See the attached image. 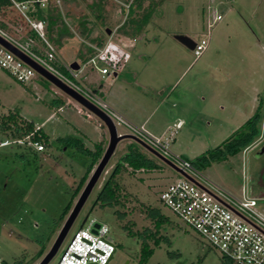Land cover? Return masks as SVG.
Segmentation results:
<instances>
[{"label":"rangeland","instance_id":"374dc122","mask_svg":"<svg viewBox=\"0 0 264 264\" xmlns=\"http://www.w3.org/2000/svg\"><path fill=\"white\" fill-rule=\"evenodd\" d=\"M132 1L50 0L48 11L59 18L57 29L65 27L66 33L59 46L48 43L66 64L81 66L102 48L114 60L121 50L117 39H131L130 48L123 49V65L116 73L118 81L129 88L131 99L139 103L135 118H148L143 127L154 136L165 134L174 122L182 120L171 150L190 162L220 148L262 101L258 137L241 153L200 171L233 198L254 199L257 211L264 216V0H145L143 9L151 5L153 13L134 37L127 16ZM143 14V10L136 11L132 19L138 20ZM0 23L16 39L30 35L29 28L10 10L0 13ZM177 35L194 43L207 40V48L195 58L191 50L174 39ZM35 44L43 46L39 40ZM97 66L107 67L104 62ZM85 67L79 80L93 89L94 85L83 77L89 75L96 81L100 75L92 65ZM56 101L62 106L58 113ZM78 106L41 76L21 85L0 69V141H15L8 118L16 111L18 123H32L49 137L42 153L33 152L25 144L0 146V258L4 264L42 261L99 162L74 197L91 163V157L78 145L89 151L101 139L104 150L108 145L106 127L98 126L97 118L90 113L87 117L80 106L77 114L74 107ZM115 129L117 134L129 135L122 125ZM60 139L78 145L69 146ZM131 142L127 138L118 143L48 264L58 260L81 225L86 227L93 220L108 226L107 238L116 247L109 264H138L140 241L124 228L132 233L153 234L154 221L148 216L151 209H158L167 221L156 234V238H162L158 247L152 239L147 240L154 253L146 264H223L219 253L159 201L160 192L182 176L138 143L140 151L158 168L122 172L116 178L119 205L101 208L94 204ZM71 200L70 210L61 219ZM118 214L124 215L123 219Z\"/></svg>","mask_w":264,"mask_h":264},{"label":"built area","instance_id":"2783aa9c","mask_svg":"<svg viewBox=\"0 0 264 264\" xmlns=\"http://www.w3.org/2000/svg\"><path fill=\"white\" fill-rule=\"evenodd\" d=\"M8 1L9 5L2 12L12 11L29 28L32 36L16 39L0 26V69L21 85H28L40 76L32 66L4 46L2 41L104 113L114 126L126 127L130 136L184 175H181V179L171 181L159 194V201L172 215L232 264H264V216L257 211L256 201L233 198L190 161L172 152L171 145L182 122L173 124L165 134L154 136L143 126H135L126 121L79 80V75L88 64L94 70L97 69L102 78L115 77L123 65V49L116 50L117 56L111 60L106 48H102L98 55L79 66L78 70H73L70 68L71 63L66 64L46 40L45 22L33 15L35 9L47 11L50 0ZM35 40L42 42L43 46H37ZM207 45V40L195 43L192 50L195 58L201 56ZM98 62H104L107 67H96ZM10 143L25 144L37 153L45 151L43 143L32 141L29 137L4 142L0 146ZM96 224L97 229L94 228ZM108 235V226L94 220L86 227L81 226L73 233L54 264H109L116 247L108 240ZM0 264H4L1 258Z\"/></svg>","mask_w":264,"mask_h":264},{"label":"trees","instance_id":"16d2710c","mask_svg":"<svg viewBox=\"0 0 264 264\" xmlns=\"http://www.w3.org/2000/svg\"><path fill=\"white\" fill-rule=\"evenodd\" d=\"M145 0H133L131 5L129 6L131 9L128 10L127 16L130 25L133 27V33L131 34L133 37L135 36L136 31H140L143 26L147 25L151 15L153 13V6L148 5L146 8L143 9V2ZM9 5L8 0H0V13H2L3 9ZM143 10V16L138 19H132V14L136 11ZM33 15L35 18L43 20L45 22V37L48 42H53L59 46L61 38L66 33L65 27L62 29H57V24L59 21L58 17H55L47 11H41L35 9L33 11ZM2 28H6V26L0 23ZM134 34V35H133ZM29 36H32L31 34ZM57 103V102H56ZM261 109H262V101L259 102L258 106L255 109L254 114L237 130L235 131L230 138L225 140L220 148H216L212 151H207L204 154L196 157L192 162V164L198 169H205L210 166L211 163L216 161H223L226 160L228 157L235 156L241 153L246 147H248L259 135L258 131V124L261 119ZM17 111L8 118L10 124L12 125L9 129L14 131V135L12 138L15 140L24 139L29 137L30 140L43 143L44 146L49 145V137L44 134L41 129L35 128L32 123H27L22 121L23 123L17 122ZM60 142H64L67 145H75L77 147L78 143H72L69 139H60ZM78 149L83 152L84 154L91 157V163L87 169V173L80 181L74 197L77 196L79 191L81 190L82 186L84 185L89 172L92 170L93 166L100 160L103 155L104 148L103 143H95L93 146V151H89L85 149L81 144L78 145ZM30 149V148H29ZM158 166L147 156L140 151L136 142H131L127 147L125 153L121 156L119 161L117 162L116 166L114 167L113 171L111 172L108 179L103 184L102 188L100 189L99 193L96 196L94 201L95 205H98L101 208L105 207H114L119 205V198H120V187L117 183L116 178L122 173L127 171L128 169L131 172L137 171H153L156 170ZM72 205V200L69 202L67 207L63 210L61 219L64 218L70 207ZM115 213V212H114ZM122 214H118L119 219H123ZM154 221V228L155 232L153 234H139V233H132L128 229L127 233L131 236H136L140 241V252H139V262L138 264H146L148 260L154 253V249L149 246L147 240H153L154 247H158L162 238H156V234L158 230L165 224L167 219L161 215L158 209H151L148 215ZM60 222V221H59ZM40 253L38 254V256ZM37 256V257H38ZM36 257V258H37ZM223 264H232V262L225 258L221 257ZM16 264H25L24 262L16 263Z\"/></svg>","mask_w":264,"mask_h":264},{"label":"water","instance_id":"95a60500","mask_svg":"<svg viewBox=\"0 0 264 264\" xmlns=\"http://www.w3.org/2000/svg\"><path fill=\"white\" fill-rule=\"evenodd\" d=\"M174 39L177 42H179L181 45H183L184 47H186L187 49H189L191 51L193 50V48L195 46V43L190 38H188L186 36L177 35V36L174 37ZM1 43L4 46H6L10 51H12L15 55H17L21 60H23L24 62L28 63L30 66H32L35 69V71L41 77H43L45 80H47L49 83H51L61 93H63L65 96L69 97L71 100H73L75 103H77L80 107H82L87 112H89L90 114L95 116L106 127L107 132H108V145L105 148L102 157L100 158L98 164L96 165L92 175L90 176V178L86 182V184H85L83 190L81 191V193H80V195H79V197H78L73 209L69 213L66 221L64 222L61 230L59 231V233H58L54 243L52 244L50 250L44 256L42 261L39 263V264H48L50 262V260L54 257V255L57 253L59 247L61 246V244H62V242L64 240V238L66 237L68 231L70 230L74 220L78 216V214L81 211L84 203L86 202L88 196L90 195L92 189L94 188L96 182L98 181L101 173L103 172V170L106 167V165L108 164L110 158L114 154V151H115L116 146L118 145V143L121 142L122 140L128 138V139L138 143L139 145H141L143 147H145V146L142 145L137 140H135L130 135H118L117 132H116L114 124L111 122V120L104 113H102L96 107H94L93 105H91L90 103L85 101L77 93H75L74 91H72L71 89L66 87L59 80L54 78L52 75H50L49 73H47L44 70H42L40 67H38L34 63H32L28 58H26L25 56H23L20 53H18L15 49H13L12 47H10L7 44L3 43L2 41H1ZM70 68L73 69V70H78L79 69V65L77 63L73 62V63L70 64ZM150 152H152V151H150ZM152 153L155 156H157L158 158H160L162 161H164L172 169L177 171L168 161H166L165 159L161 158L156 153H154V152H152ZM177 172L180 175H182V173H180L179 171H177ZM182 176H184V175H182ZM84 222H85V220L83 221L82 224H84ZM94 228L97 229L98 228V224H96L94 226Z\"/></svg>","mask_w":264,"mask_h":264},{"label":"crops","instance_id":"0c3cea01","mask_svg":"<svg viewBox=\"0 0 264 264\" xmlns=\"http://www.w3.org/2000/svg\"><path fill=\"white\" fill-rule=\"evenodd\" d=\"M123 38L124 39H119V40L117 39V42L120 44L121 49L130 48L131 39H129L125 36ZM85 68L82 70L81 74L83 73ZM104 78H102L100 75V78H97L96 81H93V79H91L89 75H86L83 77V80H87L88 84L94 85V88L92 90L94 92H96L97 95H100L101 99L104 102H106L116 113H118L120 116H122L126 121H128V122L135 121V124H133V125L144 126L145 123L147 122L148 118H142L141 120H136V118H135L136 109H139L138 108L139 103H136L133 101V99H131V95L129 93V88L126 85H124L122 82L118 81L117 75L113 78H109V77H106V79H104ZM56 104H58V103H56ZM66 105H70V103L69 104L66 103ZM57 107H59L60 109L59 108H58V110L56 109L55 110L56 113L62 111V106L60 107V104H58ZM74 109L76 110L77 114H80L81 110L79 109V106L74 107ZM87 113H88L87 117H89V112H87ZM176 122H182V120H178ZM176 122H174L173 124H175ZM97 125L100 126L101 128H103V126H104L99 120H98ZM182 125H183V123H182ZM182 125H181V127H182ZM35 128H38V127H35ZM118 135H120V134H118ZM174 141H175V138H174ZM174 141H173V143H174ZM4 142H7V141H3V142L0 141V144L4 143ZM99 142H102V139L100 141H98L97 143H99ZM10 144H6L4 146L10 145ZM31 150L33 152H35L33 149H31ZM0 185H1V182H0Z\"/></svg>","mask_w":264,"mask_h":264}]
</instances>
